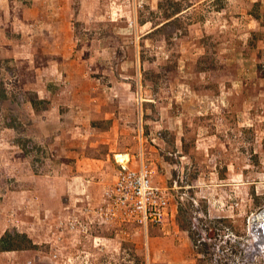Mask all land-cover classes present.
I'll return each mask as SVG.
<instances>
[{"label": "rangeland", "instance_id": "374dc122", "mask_svg": "<svg viewBox=\"0 0 264 264\" xmlns=\"http://www.w3.org/2000/svg\"><path fill=\"white\" fill-rule=\"evenodd\" d=\"M4 3L0 264H264V0ZM128 157L159 224L104 214Z\"/></svg>", "mask_w": 264, "mask_h": 264}, {"label": "built area", "instance_id": "2783aa9c", "mask_svg": "<svg viewBox=\"0 0 264 264\" xmlns=\"http://www.w3.org/2000/svg\"><path fill=\"white\" fill-rule=\"evenodd\" d=\"M130 159L119 160V170L114 186L105 192L107 204L104 214L107 219L137 223L147 227L159 224L168 213L169 198L161 187L152 181L148 165L134 168Z\"/></svg>", "mask_w": 264, "mask_h": 264}, {"label": "trees", "instance_id": "16d2710c", "mask_svg": "<svg viewBox=\"0 0 264 264\" xmlns=\"http://www.w3.org/2000/svg\"><path fill=\"white\" fill-rule=\"evenodd\" d=\"M188 8H189V7H186V8L183 9V10H186V9H188ZM183 10H180V11H177V12L179 13V12H182ZM177 12H175L173 15H170V16L168 17V19H170V18L174 17L176 14H178ZM1 93H2V95H1V100H0V101H3V99H5V98H7V97H6V95L4 94L3 91H2ZM7 235H8V234H6L5 236H3V237L1 238L0 241H1V242H2V241H3V242L6 241V236H7ZM12 240H14V239H12ZM12 240H11V241L9 240V244H8L7 246L4 245V247H6L5 249L10 250V248H14L15 246H17V245L14 243L15 240H14V241H12Z\"/></svg>", "mask_w": 264, "mask_h": 264}, {"label": "crops", "instance_id": "0c3cea01", "mask_svg": "<svg viewBox=\"0 0 264 264\" xmlns=\"http://www.w3.org/2000/svg\"><path fill=\"white\" fill-rule=\"evenodd\" d=\"M4 1H5V0H0V14H4V12H5L6 5H5ZM122 155H123V154H122ZM128 159H129V157H128ZM128 165L132 167V162H129ZM118 166H119V165H118ZM118 170H119V167H118V169L116 170V174L118 173Z\"/></svg>", "mask_w": 264, "mask_h": 264}, {"label": "water", "instance_id": "95a60500", "mask_svg": "<svg viewBox=\"0 0 264 264\" xmlns=\"http://www.w3.org/2000/svg\"><path fill=\"white\" fill-rule=\"evenodd\" d=\"M260 214H264V208H263L262 211L259 213V215H260ZM263 219H264V218H263ZM256 220L258 221L259 218L257 217V219H255V221H256ZM259 225H260L261 230L264 231V220H262V223H260Z\"/></svg>", "mask_w": 264, "mask_h": 264}, {"label": "bare ground", "instance_id": "6f19581e", "mask_svg": "<svg viewBox=\"0 0 264 264\" xmlns=\"http://www.w3.org/2000/svg\"><path fill=\"white\" fill-rule=\"evenodd\" d=\"M128 160V159H127ZM262 211V210H261ZM258 218H259V220H260V223H262V220H264L263 218H264V214H260V215H258Z\"/></svg>", "mask_w": 264, "mask_h": 264}]
</instances>
